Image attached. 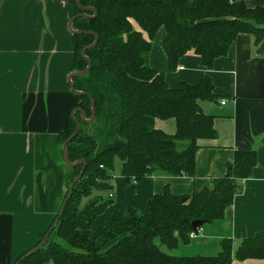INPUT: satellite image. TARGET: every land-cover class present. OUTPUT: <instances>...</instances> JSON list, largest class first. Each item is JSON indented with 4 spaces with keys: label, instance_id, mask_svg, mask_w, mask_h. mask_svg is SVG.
Masks as SVG:
<instances>
[{
    "label": "trees",
    "instance_id": "1",
    "mask_svg": "<svg viewBox=\"0 0 264 264\" xmlns=\"http://www.w3.org/2000/svg\"><path fill=\"white\" fill-rule=\"evenodd\" d=\"M80 2L94 7L97 14L78 17L72 26L95 32L98 41L85 53L91 60L89 71L73 78L74 87L85 93L78 96L76 107L89 117L90 96L96 117L92 123L81 122L67 148L71 161L84 159L85 165L67 167L63 162L62 143L75 128L70 113L62 132L35 137L34 208L54 215L36 245L65 205L44 246L25 256L33 246L13 264H232L234 260L264 259V230L243 238L235 250L230 237H221L219 250L212 255L172 252L181 245L187 248L192 234L196 237L192 221L212 224L224 218L225 209L242 189L241 180L251 176L257 162L255 150L236 149L226 173L190 195H175L166 185L146 202L143 211L132 206L113 208L102 227L92 233L96 218L113 204V196L102 193L112 190L116 161L127 180L155 172L193 176L197 140L216 136L214 116L204 113L199 103L229 96L214 93L208 74L194 84L181 80L170 86L165 74L148 63L158 29L165 30L162 50L168 72L176 70L180 58L190 51L209 70L228 53L240 33L253 37L257 54L264 52V7L248 8L244 0ZM70 3L74 15L79 13L77 5ZM71 40V70L79 71L86 67L80 51L94 37L71 34ZM156 118H173L175 133L156 128ZM83 167L66 200L70 183Z\"/></svg>",
    "mask_w": 264,
    "mask_h": 264
},
{
    "label": "crops",
    "instance_id": "2",
    "mask_svg": "<svg viewBox=\"0 0 264 264\" xmlns=\"http://www.w3.org/2000/svg\"><path fill=\"white\" fill-rule=\"evenodd\" d=\"M246 7H264V0H244ZM74 6L62 0H0V264L36 245L54 215L36 212L35 152L37 135L63 131L71 110L79 101L70 90L73 46L67 29ZM137 28L138 26L134 24ZM163 27L152 41L148 63L165 74L174 87L181 80L194 84L208 74L214 93L229 95L200 101L211 114L216 136L197 140L193 176H167L155 172L139 180H127L121 164L111 181L113 204L96 218L92 233L103 225L113 208L135 207L165 186L175 195H190L210 179L223 176L236 149L255 150L251 176L241 180L242 189L225 209L224 218L204 224L192 237L189 251L212 255L221 237L232 239L235 250L243 238L264 230V52L257 54L253 37L240 33L225 56L205 69L198 55L187 52L176 70H166ZM225 99L226 102L221 104ZM154 126L168 134L176 131L173 118H156ZM232 264H264V259L234 260Z\"/></svg>",
    "mask_w": 264,
    "mask_h": 264
},
{
    "label": "water",
    "instance_id": "3",
    "mask_svg": "<svg viewBox=\"0 0 264 264\" xmlns=\"http://www.w3.org/2000/svg\"><path fill=\"white\" fill-rule=\"evenodd\" d=\"M65 2H74L77 7L79 8L80 12L76 13L75 15H73L72 17H70V19L68 20L67 23V29L71 34H90L93 35L94 37V41L83 47L80 51V54L82 56V58L84 59V61L86 62V67L82 70L79 71H75L72 70L68 76H67V82L70 86V90L75 93L78 96H82L85 93L83 91H79L74 87V82H73V78L77 77V76H81L86 74L90 67H91V60L85 55L86 50L93 48L98 41V35L90 30H80V29H74L72 26L73 21L78 18V17H82V18H93L96 16L97 14V10L92 7V6H85L82 5L80 0H62ZM90 101H91V114L89 117H87L85 111L81 108V107H74L71 110V118L73 119V121L75 122V128L74 131L64 140V142L62 143V151H63V162L67 167H76L79 166L80 164H84L85 165V161L84 159H77L75 161H71L69 158V152H68V148L67 145L68 143H70L77 135L79 129H80V124L81 122H85V123H92L95 120L96 117V113H95V102L94 100L89 96ZM79 114L78 116L76 114ZM124 166V165H123ZM84 171V167L80 170L79 174L74 178V180L70 183L69 186V195L66 198V200L70 197L71 192H72V188L74 183L82 176ZM64 205L65 202L63 203V205L60 208V211L58 213V217L55 219L54 223L52 224V226L47 230V232L44 234L43 238L41 239V241L39 242L38 245H36L33 249L29 250L25 256H28L30 254H32L33 252H35L36 250L41 249L44 244L47 241V238L51 232V230L56 226V224L58 223L59 217L62 215L63 210H64ZM204 224V221L201 219H196L194 221H192L191 223V227L194 231H197L198 229L201 228V226ZM17 264V263H16Z\"/></svg>",
    "mask_w": 264,
    "mask_h": 264
},
{
    "label": "rangeland",
    "instance_id": "4",
    "mask_svg": "<svg viewBox=\"0 0 264 264\" xmlns=\"http://www.w3.org/2000/svg\"><path fill=\"white\" fill-rule=\"evenodd\" d=\"M134 25V24H133ZM117 166V165H116ZM115 166V167H116ZM119 166H117L116 168H115V170L118 168ZM119 169H117V171H118ZM112 191V190H111ZM108 193H109V191H104L102 194H103V196H105V197H107L108 196ZM174 254H176V255H192V254H196L197 252L196 251H189V250H187V248H186V246H183V245H181L180 246V248H177V249H175V250H173L172 251Z\"/></svg>",
    "mask_w": 264,
    "mask_h": 264
},
{
    "label": "built area",
    "instance_id": "5",
    "mask_svg": "<svg viewBox=\"0 0 264 264\" xmlns=\"http://www.w3.org/2000/svg\"><path fill=\"white\" fill-rule=\"evenodd\" d=\"M225 102H226V100L223 99V100L221 101V104H224ZM108 196H109V197H112V196H113V193H112L111 190H109ZM191 237H194V234H192Z\"/></svg>",
    "mask_w": 264,
    "mask_h": 264
}]
</instances>
